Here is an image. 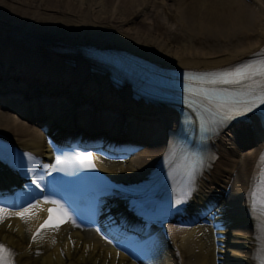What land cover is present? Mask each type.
I'll use <instances>...</instances> for the list:
<instances>
[{
    "label": "bare ground",
    "instance_id": "1",
    "mask_svg": "<svg viewBox=\"0 0 264 264\" xmlns=\"http://www.w3.org/2000/svg\"><path fill=\"white\" fill-rule=\"evenodd\" d=\"M250 2L254 7H247L243 0H0L2 141L6 147L14 144L45 155L51 146L41 124L47 122L56 136L73 137L80 131L84 140L102 143L114 154L143 142L125 163L107 168L120 182L140 183L162 162L170 144L172 151L180 147V135L172 141L173 130H177L175 134L185 131L176 129L170 108L136 100V92L127 85L116 88L106 66L88 54L124 50L165 68L184 70L233 65L264 51V0ZM174 3L181 11L179 20L184 28L172 25L176 28L170 33L164 19L168 15L175 20L176 9L170 11ZM150 22L155 24L153 29L145 25ZM166 41L170 44L165 45ZM232 128L213 141L208 171L197 190V201L212 207L222 198L224 186L230 185L226 213L220 209L211 229H180L171 224V244L165 253L169 264H217L216 254L224 255L217 249L220 243L233 246L226 259L219 258L221 262L254 264L257 221L247 192L258 159L255 152L260 144L256 143L264 129L254 118ZM2 166L0 183L14 182ZM44 207L32 209L27 223L18 216L0 223V238L17 248V264H139L134 261L132 247L125 252L68 226L43 233L29 249V235L43 220ZM107 209L112 223L122 221L118 211L111 214ZM228 219L238 227L216 230L217 223ZM225 233L231 237L227 241L218 236ZM144 240L135 244V250H149ZM155 262L163 264L159 256L152 264Z\"/></svg>",
    "mask_w": 264,
    "mask_h": 264
},
{
    "label": "snow or ice",
    "instance_id": "2",
    "mask_svg": "<svg viewBox=\"0 0 264 264\" xmlns=\"http://www.w3.org/2000/svg\"><path fill=\"white\" fill-rule=\"evenodd\" d=\"M259 55L262 58L242 62L227 69L205 73L202 76L194 78L201 85H228L240 89L239 92H232L217 91L215 88H202L199 92H192V95L203 96L215 105L218 112L222 115L221 126H226L228 121L239 116H244L252 112L255 108L264 105V51ZM29 159H31L30 155ZM79 160L86 168L95 167L92 153L90 152L81 153ZM261 161L264 162V155L261 156ZM63 163V161L57 158L55 164H43L40 165V167L45 170H50V172L57 171V166ZM27 171L32 172L33 169L29 167ZM50 172L48 174H50ZM43 179V175L39 177L34 175L31 180V183L34 184L37 189H40L41 192L44 190L41 188L39 181ZM253 180L254 190L251 193L254 197L253 207L259 206L261 213L264 214V170L259 173L258 179L254 177ZM42 202L52 205L47 211L50 214L56 213L60 217V223L72 222L71 214L61 200L50 199L45 196ZM182 202L183 201L179 198L176 200L177 205ZM40 203V200H36L34 203H29L27 207L17 212H12L8 208L0 207V223L11 216H18L27 223L28 217L32 214V209L37 208ZM60 223H52L50 225L51 230H58ZM48 227L47 221L45 224L40 225L32 236L33 242H36L38 238H42L43 233L48 230ZM14 257V251L0 243V264H15ZM261 264H264V260L261 261Z\"/></svg>",
    "mask_w": 264,
    "mask_h": 264
},
{
    "label": "rangeland",
    "instance_id": "3",
    "mask_svg": "<svg viewBox=\"0 0 264 264\" xmlns=\"http://www.w3.org/2000/svg\"><path fill=\"white\" fill-rule=\"evenodd\" d=\"M41 6H42V5H41ZM165 10H166V13H169V12L167 11V9H165ZM94 11H95V10L92 9V10L90 11V13L93 15V14H94ZM159 11H160V10H159ZM180 13H181V11H179V12L177 13V15L174 16L175 18L173 17V19H175V20H173V21H171L170 18H168V17H169L168 15L165 16L164 23H166L167 27L171 29L170 33H172L173 31H175V28H176L177 25H179L178 27H181V29L184 28V22H182L181 20H179V18H180V16H179ZM172 16H173V15H172ZM136 21H137V20H136ZM176 21H181V22L175 24ZM137 23H140L139 19H138ZM149 24H151V25H150V26L147 25V24H145V25H146L147 27L153 29L154 26H155V24H154L153 22H150ZM142 25H143V24H142ZM145 25H144V26H145ZM172 25H176L175 28L172 29V28H171ZM164 39H165V36H164V37H161L160 40L162 41V40H164ZM168 39H169V38H168ZM169 44H170L169 41H166V42H165V45H169ZM175 55H176V54H174V56H175ZM165 264H168V263H165Z\"/></svg>",
    "mask_w": 264,
    "mask_h": 264
}]
</instances>
